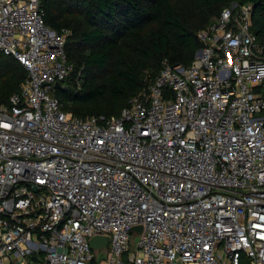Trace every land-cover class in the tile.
Returning a JSON list of instances; mask_svg holds the SVG:
<instances>
[{"label":"built area","instance_id":"obj_1","mask_svg":"<svg viewBox=\"0 0 264 264\" xmlns=\"http://www.w3.org/2000/svg\"><path fill=\"white\" fill-rule=\"evenodd\" d=\"M252 9L225 7L198 32L191 64L165 60L105 118L76 116L51 91L74 71L70 30L46 23L41 0H0V51L28 72L0 105V264H264Z\"/></svg>","mask_w":264,"mask_h":264},{"label":"trees","instance_id":"obj_2","mask_svg":"<svg viewBox=\"0 0 264 264\" xmlns=\"http://www.w3.org/2000/svg\"><path fill=\"white\" fill-rule=\"evenodd\" d=\"M233 3L252 4V30L264 45V0H41L46 23L70 30L66 52L74 71L53 90L79 117H117L163 62L189 65L202 47L198 32ZM28 75L0 51V105Z\"/></svg>","mask_w":264,"mask_h":264},{"label":"water","instance_id":"obj_3","mask_svg":"<svg viewBox=\"0 0 264 264\" xmlns=\"http://www.w3.org/2000/svg\"><path fill=\"white\" fill-rule=\"evenodd\" d=\"M44 85H46V84H44ZM55 87L56 88H60L61 87V83L57 82L55 84ZM141 228H142L141 226H136L134 229L135 230H141ZM108 243H109V238L106 237V236H95L91 240V245L94 248H98L100 246H103V247L107 248Z\"/></svg>","mask_w":264,"mask_h":264},{"label":"rangeland","instance_id":"obj_4","mask_svg":"<svg viewBox=\"0 0 264 264\" xmlns=\"http://www.w3.org/2000/svg\"><path fill=\"white\" fill-rule=\"evenodd\" d=\"M51 91L53 93V89ZM135 240L138 241L139 240V236H136V239Z\"/></svg>","mask_w":264,"mask_h":264}]
</instances>
